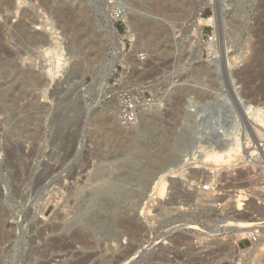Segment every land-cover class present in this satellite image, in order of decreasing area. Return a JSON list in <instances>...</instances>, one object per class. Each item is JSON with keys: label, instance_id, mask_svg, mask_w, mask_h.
Wrapping results in <instances>:
<instances>
[{"label": "rangeland", "instance_id": "374dc122", "mask_svg": "<svg viewBox=\"0 0 264 264\" xmlns=\"http://www.w3.org/2000/svg\"><path fill=\"white\" fill-rule=\"evenodd\" d=\"M219 1L0 0V264H253L264 168L248 147L264 125L188 99L223 81L264 110V0ZM123 96L150 112L122 125ZM219 127L243 149L203 161ZM212 179L220 195L200 194Z\"/></svg>", "mask_w": 264, "mask_h": 264}, {"label": "built area", "instance_id": "2783aa9c", "mask_svg": "<svg viewBox=\"0 0 264 264\" xmlns=\"http://www.w3.org/2000/svg\"><path fill=\"white\" fill-rule=\"evenodd\" d=\"M220 4H223L224 6L230 3V0H220ZM201 16L202 13L200 14ZM112 31L117 36H120L121 33H128L130 32V26L128 24V14L124 11H121L120 9H116L112 14ZM211 41L213 40L210 38ZM212 43H216V40H213ZM216 49H213V51ZM213 59L218 61L217 57L213 56ZM141 61H145L146 57L145 55H141L140 59ZM228 60H226V63L228 64ZM229 67V65H228ZM233 84V83H232ZM204 82L200 83V86L198 87L200 91L205 92ZM224 86V82H220V92L217 94V96H214V100H203V99H195L194 97H190L188 99L189 105L193 106L195 102L198 103L197 106V113L200 115H204L208 113L210 109L212 108L214 111L213 113L217 116H222L223 114L227 113V115H238L243 114L244 105L241 98H240V90H236V87L233 88V95L235 104L231 101L230 97L227 94L226 88ZM239 89V88H237ZM233 98V97H232ZM152 101L153 99L150 97H142L139 99L138 97L134 96H123L120 99L119 102V120L124 126H131L135 124L140 116L142 114L148 113L151 110L152 107ZM215 102V103H213ZM213 103L212 106L210 104ZM251 152L249 153L248 160L251 163L258 164L264 168V142H257L252 145H250ZM196 188L198 191H200L203 194L208 195H220V186L216 179L209 180L207 182H199L196 185ZM258 223L255 225L257 226L256 230L249 236L248 241L254 245L259 243H264V220H259ZM261 230L263 232H261ZM240 247V246H239ZM241 249V248H240Z\"/></svg>", "mask_w": 264, "mask_h": 264}, {"label": "bare ground", "instance_id": "6f19581e", "mask_svg": "<svg viewBox=\"0 0 264 264\" xmlns=\"http://www.w3.org/2000/svg\"><path fill=\"white\" fill-rule=\"evenodd\" d=\"M173 1V0H171ZM164 2V1H163ZM168 3V1H165ZM164 2V3H165ZM157 3V2H156ZM162 4V3H161ZM173 4V3H172ZM161 6V5H160ZM224 7V5H222ZM219 16V15H218ZM155 17V16H154ZM192 25L195 26L196 23H205V22H210L213 20V18H210V19H202V18H196L194 17V15H192ZM217 17V16H216ZM216 21L218 20V17L216 18ZM158 18V17H157ZM215 19L213 20V22L215 21ZM111 21V20H110ZM191 25V26H192ZM192 26V27H193ZM110 27V26H109ZM111 28H112V25H111ZM113 29V28H112ZM117 36V35H116ZM221 57L224 59V62H226V60H228V64H230V67L231 66V63H230V53L229 51L224 50V53L221 55ZM112 68V67H111ZM43 77V76H42ZM24 78V77H23ZM25 79V78H24ZM27 79V78H26ZM33 79V78H32ZM30 80V79H29ZM40 80V79H39ZM43 80V79H42ZM38 81V80H37ZM0 87H2L0 85ZM5 87V86H4ZM3 87V88H4ZM7 89V88H6ZM1 90V89H0ZM11 91V90H10ZM7 92V91H6ZM5 92V93H6ZM4 93V94H5ZM13 98V97H12ZM27 99V98H26ZM25 100V99H24ZM28 100V99H27ZM36 100V99H35ZM34 101V100H33ZM26 102V101H25ZM31 103V102H30ZM35 104V103H34ZM5 109V108H4ZM244 109L245 111H243V115L247 118L248 122L250 123V125H259V123L263 124L264 125V110L262 108H254L252 105H248V104H244ZM2 110V109H1ZM6 111V109H5ZM7 112V111H6ZM254 117V118H253ZM258 122V123H257ZM261 126V125H260ZM218 132L219 133H225V139L228 140L226 142L225 145H222L223 146H220L219 147H213L211 151H207L205 152L204 154H202V160L203 161H209V160H214L216 162H220V161H228V160H231L232 157L234 156V154H238L242 151L243 149V144L241 142V138L240 136L237 134V127L233 128L232 130H229V129H225V128H221L219 127L218 128ZM220 135V134H219ZM218 135V136H219ZM223 135V134H222ZM217 141V140H216ZM215 141V142H216ZM221 141V140H218V142ZM214 142V143H215ZM217 143V142H216ZM220 144V143H219ZM214 145V144H213ZM217 146V145H216ZM208 148V147H207ZM164 154V153H162ZM165 156V155H163ZM169 156V155H168ZM195 156V155H194ZM199 158V157H198ZM164 159V158H163ZM162 159V160H163ZM161 161V160H160ZM185 161V160H183ZM200 192V191H198ZM201 194V192H200ZM237 223V222H236ZM245 223V222H244ZM238 224H240V222H238ZM231 225V224H229ZM228 225V226H229ZM235 225V224H233ZM241 225V224H240ZM239 225V226H240ZM246 227H250L252 228H255V224H252V223H248V221L246 222V224H244ZM238 226V225H237ZM238 226V227H239ZM244 227V226H243ZM245 227V228H246ZM239 228H242V226H240ZM229 228L227 227V230ZM231 230V229H229ZM252 230V229H251ZM252 232V231H251ZM250 232V233H251ZM249 233V232H247ZM249 233V234H250ZM252 234V233H251ZM262 244L261 246H258ZM239 251H243L242 249H240V247L238 248ZM243 252H249L250 254H254V253H257L258 255L256 256V258L254 259L253 261V264H264V243H259V244H254L252 247L246 249L245 251ZM79 264V263H78ZM251 264V263H250Z\"/></svg>", "mask_w": 264, "mask_h": 264}]
</instances>
